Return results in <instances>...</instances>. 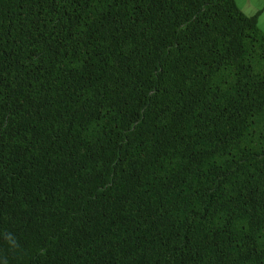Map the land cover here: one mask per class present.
I'll use <instances>...</instances> for the list:
<instances>
[{
  "label": "trees",
  "instance_id": "trees-1",
  "mask_svg": "<svg viewBox=\"0 0 264 264\" xmlns=\"http://www.w3.org/2000/svg\"><path fill=\"white\" fill-rule=\"evenodd\" d=\"M261 13L0 0V264H264Z\"/></svg>",
  "mask_w": 264,
  "mask_h": 264
},
{
  "label": "crops",
  "instance_id": "crops-1",
  "mask_svg": "<svg viewBox=\"0 0 264 264\" xmlns=\"http://www.w3.org/2000/svg\"><path fill=\"white\" fill-rule=\"evenodd\" d=\"M235 3H236V0H235ZM240 10L242 12H249L250 15H254L257 11L262 10L261 14H263L264 13V0H263V4H257V3L253 4L251 0H248V3H244L242 9ZM261 14L258 16L257 22H258L259 28L264 32V18L261 16Z\"/></svg>",
  "mask_w": 264,
  "mask_h": 264
},
{
  "label": "rangeland",
  "instance_id": "rangeland-1",
  "mask_svg": "<svg viewBox=\"0 0 264 264\" xmlns=\"http://www.w3.org/2000/svg\"><path fill=\"white\" fill-rule=\"evenodd\" d=\"M251 2L253 3V4H255V3H257V4H263V0H251ZM236 3L238 4V8L239 9H242V7H243V5H244V3H248V0H236ZM236 4V5H237ZM245 15H247V16H252V15H250V13L249 12H243ZM261 16L264 18V13L263 14H261Z\"/></svg>",
  "mask_w": 264,
  "mask_h": 264
}]
</instances>
